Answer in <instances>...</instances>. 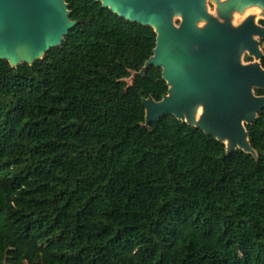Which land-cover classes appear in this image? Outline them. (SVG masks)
Instances as JSON below:
<instances>
[{
	"label": "trees",
	"instance_id": "trees-1",
	"mask_svg": "<svg viewBox=\"0 0 264 264\" xmlns=\"http://www.w3.org/2000/svg\"><path fill=\"white\" fill-rule=\"evenodd\" d=\"M66 4L59 47L0 61V264H264V110L256 158L172 115L146 126L168 90L139 74L153 29Z\"/></svg>",
	"mask_w": 264,
	"mask_h": 264
},
{
	"label": "water",
	"instance_id": "water-1",
	"mask_svg": "<svg viewBox=\"0 0 264 264\" xmlns=\"http://www.w3.org/2000/svg\"><path fill=\"white\" fill-rule=\"evenodd\" d=\"M95 1L128 22L152 28L156 35L153 55L139 74L149 67L160 69L168 90L158 102L142 100L146 126L172 115L226 145L227 154L255 153L245 127L264 110V95L251 93V88L264 91L259 63L263 55L252 38L264 37V29L252 18L239 29L229 21L218 22L206 15V0ZM251 5L264 9V0H227L219 9L228 16ZM69 15L66 0H0V61L16 68L41 60L75 26ZM174 16L180 17L178 26ZM199 21L206 23L199 28ZM244 52L254 58L252 63L241 64Z\"/></svg>",
	"mask_w": 264,
	"mask_h": 264
},
{
	"label": "rangeland",
	"instance_id": "rangeland-1",
	"mask_svg": "<svg viewBox=\"0 0 264 264\" xmlns=\"http://www.w3.org/2000/svg\"><path fill=\"white\" fill-rule=\"evenodd\" d=\"M225 0H219L218 2H214L211 0H206L205 3V11H206V15H208V17L214 18L216 11H217V7L221 4L224 3ZM248 17H251L253 20V23L255 25H258V21H264V9H262L261 7L257 6V5H251V6H244L242 11H234L231 15V18L229 19H225V21H229L231 23V27L235 29V25L239 24V22L243 19H247ZM219 22H224V20L219 19ZM180 23V17L174 16L173 17V24L178 26V24ZM205 21H199L197 23V26L203 27L205 25ZM225 23V22H224ZM253 40H255L258 44V48L260 53L262 54V52H264V37H258V36H252ZM247 58H249V54L247 52H244L241 54V64H249L247 63ZM254 60V58L252 57V61ZM130 82V80L128 81ZM256 88H251V93L254 96L256 95ZM226 146V145H225ZM253 156L256 158V153H253Z\"/></svg>",
	"mask_w": 264,
	"mask_h": 264
},
{
	"label": "flooded vegetation",
	"instance_id": "flooded-vegetation-1",
	"mask_svg": "<svg viewBox=\"0 0 264 264\" xmlns=\"http://www.w3.org/2000/svg\"><path fill=\"white\" fill-rule=\"evenodd\" d=\"M227 0H225L224 2H226ZM221 5V4H220ZM220 5L217 7V11H216V14H215V16H214V18L219 22V19H222V20H224V22H226L225 21V19H229V18H231V15H232V13L234 12V11H239L238 9H234V10H232L229 14H228V16H226V15H223L222 13H221V10L219 9L220 8ZM249 18H251V17H248L247 19H243V20H241L240 22H239V24H236L235 26V29H239ZM224 22H222V23H224ZM221 23V22H220ZM230 23V22H229ZM258 25H256V26H258V27H260V28H262V29H264V21H258ZM230 25H231V23H230ZM232 26V25H231ZM264 43V42H263ZM264 51V50H263ZM262 55H263V57H264V52H262ZM262 57V58H263ZM261 58V59H262ZM260 59V60H261ZM253 61H252V57H250L249 56V58H247V63H252ZM259 63H260V61H259ZM257 91H261V90H256V92ZM264 92V91H263ZM256 95H257V93H256ZM257 96H259V95H257ZM261 96H263V95H261Z\"/></svg>",
	"mask_w": 264,
	"mask_h": 264
},
{
	"label": "bare ground",
	"instance_id": "bare-ground-1",
	"mask_svg": "<svg viewBox=\"0 0 264 264\" xmlns=\"http://www.w3.org/2000/svg\"><path fill=\"white\" fill-rule=\"evenodd\" d=\"M253 65H256V62H255ZM200 115H201V109L198 108V111H197V114H196V120L199 119ZM226 143H227V142H226Z\"/></svg>",
	"mask_w": 264,
	"mask_h": 264
}]
</instances>
